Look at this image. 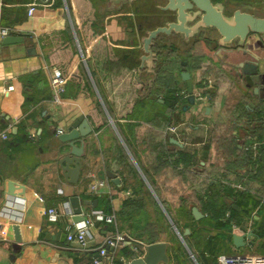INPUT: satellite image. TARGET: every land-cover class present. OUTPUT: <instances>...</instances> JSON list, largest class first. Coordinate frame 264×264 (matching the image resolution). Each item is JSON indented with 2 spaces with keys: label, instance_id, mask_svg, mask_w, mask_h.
I'll return each instance as SVG.
<instances>
[{
  "label": "crops",
  "instance_id": "0c3cea01",
  "mask_svg": "<svg viewBox=\"0 0 264 264\" xmlns=\"http://www.w3.org/2000/svg\"><path fill=\"white\" fill-rule=\"evenodd\" d=\"M225 1L227 6L236 5L233 10L264 17L263 0ZM32 2L36 9L28 16ZM133 4L95 8L91 0H0V30L22 37L3 45L0 35V135H7L0 137V264H92L98 248L114 235L128 240L108 248L100 261L128 264L132 255L142 256L151 226L155 238L145 244L166 242L169 264H190L183 262L180 252H172L175 237L167 224L180 222L185 235L183 225L191 217L194 222L206 217L198 194L214 187V182L202 187L199 172H240L241 140L231 132L221 145L218 137L223 132L218 130L234 106H243L250 115L263 102L235 75L232 64L245 59L236 54L226 58L197 39L184 45L177 35H159L153 49L155 75L145 68L137 74L140 37L148 27L140 24L142 16ZM171 45L173 52L168 51ZM159 48L168 58H164L168 70L162 66ZM53 69L66 78L59 104L51 102ZM182 72L189 73L195 97L188 107ZM174 96L180 102L171 109L164 98ZM81 119L90 133L78 181L72 184L59 165L69 148L58 136L75 122L82 126ZM169 126L175 132L167 131ZM98 181L102 186L90 190ZM73 196L91 201L82 206L85 217L93 221L88 249L63 237L76 226L67 206ZM101 199L109 201L110 214L99 207ZM192 207L203 217L194 219ZM49 209L56 211V220L48 219ZM130 219L134 225H125ZM15 222L19 243L12 231ZM232 233L243 234L246 240L239 249L231 243L232 252L247 253L249 233L235 227ZM125 248L127 252L120 254ZM192 255L196 261L198 252Z\"/></svg>",
  "mask_w": 264,
  "mask_h": 264
},
{
  "label": "water",
  "instance_id": "95a60500",
  "mask_svg": "<svg viewBox=\"0 0 264 264\" xmlns=\"http://www.w3.org/2000/svg\"><path fill=\"white\" fill-rule=\"evenodd\" d=\"M136 0H108L107 7L115 5H126ZM226 3L212 0H166L163 6H159L162 11H170L174 14L172 20H166L164 24L157 25L144 30L140 37L142 55L139 57L137 74L142 69H146L155 75L156 53L152 50L154 41L159 35H177L182 44L187 45L193 38L201 33H216L215 40L206 38L211 49L217 50V53L236 54L245 57L247 61L241 60L232 64L235 75L243 82L245 87L252 91V95L264 99V17L255 16L249 12L235 9L231 14L225 13ZM22 40V37L16 35H7L2 38V44H14ZM240 70V72H238ZM139 76V75H138ZM141 84V92H145V85ZM181 80L185 81L187 93V105L194 104L193 87L188 72L180 74ZM247 82V83H246ZM185 108V107H184ZM208 110V109H206ZM82 126L75 122L67 128V131L61 133L58 139L65 143L69 151L59 159V165L62 174L68 183L75 184L78 181L81 162L80 157L84 152V142L90 133V128L84 120L81 119ZM79 142V146L75 143ZM109 176L115 178L114 173L107 172ZM99 177L104 178L103 171L99 172ZM91 204V201L83 200L77 196L70 197L67 202L71 213V220L74 224L82 222L85 215L82 206ZM194 219L198 220L203 215L196 207L191 208ZM18 224L13 223L12 231L14 240L19 243ZM184 234H189L186 228ZM66 238V234H63ZM128 240V237H124ZM231 243L234 248L239 249L246 246L245 235L232 233ZM97 261L101 262L98 252L95 254ZM128 264H169L168 245L166 242H153L143 244V254L141 257L131 256Z\"/></svg>",
  "mask_w": 264,
  "mask_h": 264
},
{
  "label": "trees",
  "instance_id": "16d2710c",
  "mask_svg": "<svg viewBox=\"0 0 264 264\" xmlns=\"http://www.w3.org/2000/svg\"><path fill=\"white\" fill-rule=\"evenodd\" d=\"M143 18L146 19L147 14H142V17L140 19L143 20ZM153 21H157V19H154ZM145 23L147 22H144L143 20L140 24L146 29V27L148 26H146ZM157 25L159 24L155 23L147 29ZM153 49L154 46L152 50ZM168 51H175L174 46L171 45ZM180 64H182V67L186 66L185 63ZM164 101L166 104H169V107L171 109H174L180 102L179 97L176 96L166 97L164 98ZM253 113L252 115L250 114L249 116H247V118L253 119V117H263L264 109L254 110ZM258 149H256L257 154L259 153ZM252 153V150L248 149L247 154L249 155L248 158L250 159V161L253 162L252 167L255 168V170H260L261 163L257 160L258 157H252ZM250 170L252 171L251 168ZM251 175L253 174L251 173L250 176ZM233 190L234 189H223L218 191L216 187L212 186L208 187L203 194H198L201 207L206 213V217L200 219L198 222L193 221L189 210H187V214L189 215V217H191L192 221L183 225V229L187 228L189 230V234L184 236V241L187 244L191 254H194L195 250L198 252V257H195L197 264H214V261H216L215 258H217L219 255L236 253L232 252V250L230 249L233 227L238 228L245 234L249 233L247 249L250 250L251 247L255 245L257 246V253L264 255V197L251 194L246 190ZM224 197H226L227 200L230 201V203H227V201L224 200ZM99 207L106 215L112 212L109 201L106 199H101ZM254 211L256 212L257 218L251 219L252 213ZM172 223L177 227L178 223L175 222V220H172ZM213 230L215 231V234L210 235L209 232ZM195 234V244L193 245L191 242L193 240V235ZM176 248V251L178 253L180 252L183 258L185 255L184 253H182V250L179 247ZM126 252L127 249L125 248L120 252V254H124ZM177 252L174 257L176 261L178 258ZM182 260L183 262H185L184 258ZM114 264L120 263L115 261Z\"/></svg>",
  "mask_w": 264,
  "mask_h": 264
},
{
  "label": "rangeland",
  "instance_id": "374dc122",
  "mask_svg": "<svg viewBox=\"0 0 264 264\" xmlns=\"http://www.w3.org/2000/svg\"><path fill=\"white\" fill-rule=\"evenodd\" d=\"M153 2L155 3L157 2L160 5H162V3H165V0H140L138 3L133 4L132 8L136 12L137 15H140V17L142 16V14L149 15L151 14V11L154 9L152 7V4H154ZM91 4L94 7L96 6L95 8H98V7L104 8L105 4L107 3L105 2V0H91ZM235 6L236 5H234L233 7ZM233 7L232 5L228 6L227 11L228 12L233 11ZM260 14L264 16V12ZM150 16L151 15L147 16L146 19L143 18L144 22H147L145 23V25L148 27L158 22V21L151 20ZM164 18L165 17H161L160 22L158 24L162 25ZM143 20L139 19V22L142 23ZM158 54L163 59L164 64L162 66H164L166 70V68L168 67V63H166V61L164 60V58H167L165 57V52H163V50L159 48ZM164 73L166 72L164 71ZM254 109L263 110L264 101L261 102V104L259 105H255ZM253 112H251V115ZM235 113H237L238 115ZM247 116H249V114L244 110L243 106H240V107L234 106L227 112V115L225 116L226 117L225 120L227 122H223L224 125L218 130L220 132H223L221 134L223 137L222 136L218 137V141L220 144L222 142L226 143L227 139L225 137L228 136L229 133L231 132L232 134H234L235 139L241 140L240 144L243 147L242 154L238 156L239 162H241L239 166V168L241 167L240 172L233 170V171H229L226 174H223L224 172H222L221 169H217V171H210L209 173H204V174L202 172H199L202 178V184H201L202 187H206L207 183H209V181L212 180L214 182V187H216L218 191L223 190V189H234L233 191L246 190L251 194L264 197V116L260 118L253 117V119H248ZM255 146H256V149L259 148L258 154L253 148ZM248 149L252 150L253 158L258 157L257 160L261 163L260 170H255V168L252 167L253 162H251L250 159L248 158L249 157V155L247 154ZM250 168L252 169V171L250 170ZM192 170L197 171L196 169H192ZM187 172H190V171L188 170ZM251 173L253 175L250 176ZM249 176H250V179H249ZM186 177L189 178V175L186 174ZM125 211H128V209L126 208ZM124 224L134 225V222H132V220L130 219ZM178 224H179V227H176L175 225H173V223L172 225L167 224V226L170 229V233L174 235L175 237V241H173L172 243L173 244L172 252H175L177 250L176 247H179L182 250V253H184L185 255L183 257L185 262L190 263V264H197L196 261H194L193 255L191 254L187 244L184 241L185 235H183L181 232L182 231V227L180 225L181 223L178 222ZM144 226L146 228L148 224L144 223ZM151 230H152V226L150 227V229H146V239L143 242L146 243L147 241L155 238V236H152ZM175 230L178 233V235H176L177 233L175 234ZM134 231L136 232V230ZM195 237H196V234L193 235V240L191 242L193 245L195 244ZM251 248L252 250L251 249L248 250L247 253L258 254L256 251L257 246L253 245V247Z\"/></svg>",
  "mask_w": 264,
  "mask_h": 264
},
{
  "label": "built area",
  "instance_id": "2783aa9c",
  "mask_svg": "<svg viewBox=\"0 0 264 264\" xmlns=\"http://www.w3.org/2000/svg\"><path fill=\"white\" fill-rule=\"evenodd\" d=\"M36 3L32 2L27 7V15L31 16L36 9ZM0 35L2 37L8 35L7 29H1ZM66 84V78L58 69H53L50 76V88H51V102L53 104H59L61 100V95L64 92ZM176 128L169 126L167 131L175 132ZM1 139H6V133L0 135ZM256 151V146L253 147ZM99 186H102V182L98 181L96 184L90 186V190L95 191ZM47 217L50 221L56 220L57 214L54 209H49L47 211ZM100 220L103 219L101 214L96 215ZM85 217L82 222L76 224L73 230L69 231L66 235V240L69 243H74L82 249H86L88 245V229L93 225V221ZM256 212L252 213V218L255 219ZM111 219H108L110 221ZM16 223V222H15ZM17 224V223H16ZM123 235H114L108 237L101 247L98 248L97 252L100 257H107L108 248H116L120 242H124ZM88 249V248H87ZM219 264H264V255L262 254H249V253H233V254H221L217 257ZM92 264H102L101 262L94 260Z\"/></svg>",
  "mask_w": 264,
  "mask_h": 264
},
{
  "label": "flooded vegetation",
  "instance_id": "af4514ba",
  "mask_svg": "<svg viewBox=\"0 0 264 264\" xmlns=\"http://www.w3.org/2000/svg\"><path fill=\"white\" fill-rule=\"evenodd\" d=\"M140 0H136V1H134V2H132V3H138ZM213 2H216L215 0H212ZM221 2H224L225 3V0H223V1H221ZM154 4H152V7L154 8L152 11H151V14H149V15H151L150 17H151V20H154V19H157V24L160 22V19H161V17H165L164 18V20H163V22H162V24H164V22L166 21V20H172L173 19V17H174V14L172 13V12H170V11H162L161 9H159V6H163L165 3H166V0H165V3H162V5H160L159 3H155V2H153ZM227 5H226V8H225V13H227V14H231V12H228L227 11ZM234 11V10H233ZM148 14H147V16H149ZM160 25V24H159ZM216 37H217V35H216V33H214V32H208V33H206V34H200L198 37H196V38H193L194 39V41H196V39H197V41L196 42H198V43H201V44H203L204 46H206V47H209L210 48V46L207 44V43H205V39L206 38H208V39H211V40H215L216 39ZM225 55V57L227 58V56H229V55H234V54H224ZM240 56V58H243V59H246L245 57H242L241 55H239ZM238 56V57H239ZM248 59H250V58H248ZM245 61H247V60H245ZM240 81H241V83L243 84V86L245 87V82H243L242 80H241V78H240ZM247 83V82H246ZM246 89H249V88H247V87H245ZM250 90V89H249ZM251 93H252V91H251ZM264 100V99H263Z\"/></svg>",
  "mask_w": 264,
  "mask_h": 264
}]
</instances>
